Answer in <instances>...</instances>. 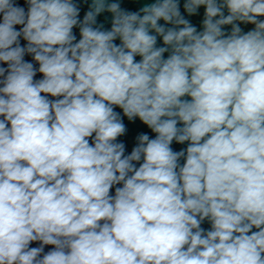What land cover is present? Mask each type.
Returning <instances> with one entry per match:
<instances>
[{
	"label": "clouds",
	"instance_id": "1",
	"mask_svg": "<svg viewBox=\"0 0 264 264\" xmlns=\"http://www.w3.org/2000/svg\"><path fill=\"white\" fill-rule=\"evenodd\" d=\"M0 264H264V0H0Z\"/></svg>",
	"mask_w": 264,
	"mask_h": 264
}]
</instances>
